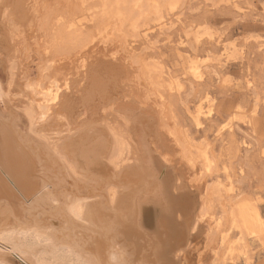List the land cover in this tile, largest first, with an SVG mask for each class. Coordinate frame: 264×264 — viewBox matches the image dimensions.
<instances>
[{
	"label": "rangeland",
	"instance_id": "374dc122",
	"mask_svg": "<svg viewBox=\"0 0 264 264\" xmlns=\"http://www.w3.org/2000/svg\"><path fill=\"white\" fill-rule=\"evenodd\" d=\"M44 1L52 7L64 6L62 16H84L79 21L74 15L79 26L67 29L70 38L62 45L65 48L44 43L30 50L25 64L19 63L17 83L9 89L10 98H5L9 110L23 114L31 103L18 90L27 78L60 81V101L53 107L57 118L46 129L63 133L66 155L85 180L74 174L73 178L83 183L86 192L105 196L110 207L114 205L106 188L92 187L87 170L82 169L94 152L86 163L78 161L70 141L89 123L108 129L116 125L128 133L133 160L126 171L117 173L120 178L115 182L126 186L130 180L123 176H129L131 169L150 171L146 177L155 182L148 181L153 188L141 195L145 175L141 176L134 209L141 214L140 222L150 223L149 232H157L153 221L160 223L162 217L164 224L156 235L162 246L157 255L160 264H264V0H143L146 7L160 3V16L149 10L138 18L141 11L132 8L134 19L118 32L104 31L99 25L109 12L105 3L111 6L117 0H86L85 6L95 4L85 11L81 3L77 6L79 2L64 10L62 0ZM133 21H139L138 30ZM87 48L91 52L77 65L79 50ZM193 64L200 66L202 78L194 76ZM9 66V58L2 56L0 77L5 85ZM94 79L104 82L102 88L96 89ZM92 91L96 97L85 104ZM71 129L75 131L68 137ZM31 143L38 144L33 139ZM108 155L104 163H109ZM154 200L165 212L169 209L168 214L153 213ZM246 206L260 219L259 233L243 227L239 215Z\"/></svg>",
	"mask_w": 264,
	"mask_h": 264
},
{
	"label": "bare ground",
	"instance_id": "6f19581e",
	"mask_svg": "<svg viewBox=\"0 0 264 264\" xmlns=\"http://www.w3.org/2000/svg\"><path fill=\"white\" fill-rule=\"evenodd\" d=\"M95 1H92L93 4ZM111 1L113 2V0ZM157 1H153L149 5L147 1V7L143 0H117V3L111 6L107 5L109 2L105 3L104 6L108 7L109 12L105 13L101 23H98L102 25L104 31H117L134 19V9L136 8L141 11L138 18L144 17L145 13L151 10L152 14L158 17L161 14V5ZM73 2L76 4L79 2L77 6H80L81 3L82 10L87 6H85L86 0L61 1L66 5L64 10L68 9ZM44 3H46L44 0H0V68L2 56H7L10 62L7 85L0 77V264H12L13 261L19 264H108V257L115 253H119L124 264H160L157 255L162 246L159 243L160 240L156 241V235L160 234L159 226L164 224L162 217L160 223H158L159 220L157 222V219L153 221L157 232L154 230L149 232L146 229L150 223L148 221L140 222L141 214L135 210L138 205L135 198L139 192V190L136 191V187L142 181L141 176L145 175L141 195L153 188V185L148 183L152 180L147 178L150 171L146 172V168L142 170L141 167L136 170L131 169L129 176H123L130 180L126 186H118V182H115L120 178V176L117 177V173L121 171L119 173L121 175L122 171H126L124 168L129 166L133 160L128 133L116 125L110 126L108 129L85 122L80 125H88L70 141V144H74L75 147L72 152L73 157L78 161L86 163L87 156L94 152L93 156H89V158L92 156V160L87 161V168L82 169L87 170L92 187L106 188L105 194H108L110 202L114 205L110 207L105 202V196L93 193V191L86 192L83 190V183H77L73 178L76 175L80 180L84 179L78 174L75 164L66 155L61 139L63 133L60 134L58 130H54L55 134L51 133V129H46L57 118L53 107L60 101V81H50V78L48 81L45 79L44 82H40L35 77L31 81L27 76V81L24 82V85L21 84V89L16 86L20 95L31 101L24 110L25 114H14L9 110L11 107H7L5 98H10L12 94L9 89L17 83L14 81V76L19 63H26L23 61H27L30 50L35 46L45 43L44 45L49 47L57 46L59 49L64 47L62 45L70 38L67 37V29L76 28L77 25L74 15L78 14V18L84 16H79L75 10L71 11H75L74 15L62 16L60 7L64 6L52 7ZM132 3H135L136 6H131ZM91 5L88 4V6ZM174 5L175 3L168 4L171 8ZM128 8L131 10L134 8L131 14L127 12ZM77 10L80 12L81 9ZM86 11L89 13L87 8ZM137 13L139 12L137 11ZM83 18L85 20V17ZM138 22H131L136 30L140 26ZM82 32L84 33V31ZM78 33L77 35L80 36ZM112 34L114 33L112 32ZM58 45L62 47L60 48ZM78 45L80 44L78 43ZM76 49L78 48L76 47ZM90 49L79 50L81 53L78 54L77 65L81 62V58L89 55ZM44 51L49 52L47 49ZM39 53L41 56L43 55V51L42 54ZM40 55L37 57L40 58ZM47 57L49 56L47 55ZM70 58L72 60V57ZM71 65L73 67V64ZM26 66L28 65L26 64ZM191 69L196 78L203 77L199 65L193 64ZM27 73L25 74L27 75ZM103 83H98L95 79L93 81L96 89L97 87L102 88ZM31 92L34 93L33 96ZM94 94V91L89 94L91 96H88L85 104L94 100L97 95ZM36 95L39 98H36ZM13 100L12 97L11 102ZM74 131L71 129L68 137H71ZM51 134H54L55 137ZM101 136L102 140L98 141L97 138ZM30 139L39 145L28 144ZM104 140L105 144L103 143L102 146ZM108 152L109 163H104L103 157ZM96 154H98L97 157ZM152 183L155 182L152 181ZM99 197L102 198L98 200ZM156 201L152 202L151 211L159 215L168 214L169 209L165 212L156 204ZM124 203L127 206H123ZM239 216L243 227L250 233L260 232V219L254 209L251 210L246 206L240 210ZM169 257L172 258L171 255Z\"/></svg>",
	"mask_w": 264,
	"mask_h": 264
},
{
	"label": "clouds",
	"instance_id": "9594fccd",
	"mask_svg": "<svg viewBox=\"0 0 264 264\" xmlns=\"http://www.w3.org/2000/svg\"><path fill=\"white\" fill-rule=\"evenodd\" d=\"M108 264H124V261L120 258L119 253H115L108 257Z\"/></svg>",
	"mask_w": 264,
	"mask_h": 264
}]
</instances>
